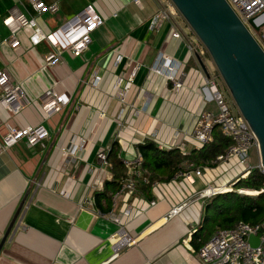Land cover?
Segmentation results:
<instances>
[{
  "label": "crops",
  "instance_id": "obj_1",
  "mask_svg": "<svg viewBox=\"0 0 264 264\" xmlns=\"http://www.w3.org/2000/svg\"><path fill=\"white\" fill-rule=\"evenodd\" d=\"M40 1L56 3L57 11L38 14L30 0H0V69L22 85L29 100L17 115L0 107V144L8 127L41 124L49 134L33 148L21 141L0 150V243L26 197L0 251V264H200L190 239L199 228L204 202L190 203L169 220L166 216L171 207L203 189L206 181L220 186L233 180L239 171L233 163L195 167L184 162L171 179L155 181L147 191L121 193L115 201L113 193L107 213L98 211L93 200L94 192L112 179L111 167H102L96 157L112 143H117L120 159L133 157L136 145L144 141L183 155L201 149L193 138L198 113L204 100L207 108L213 106L197 55L187 48L186 34L193 30L179 12L150 27L165 0ZM88 4L104 21L92 32L81 57L63 53L54 66L44 67L50 47L46 43L32 47L28 27L16 33L19 46H9L5 18L24 13L42 28L53 29ZM173 24L181 38L169 36ZM160 53L175 65V77L182 83L179 90L150 72ZM202 62L207 71L214 70L208 59ZM134 63L140 67L120 102L118 93ZM94 73L101 78L97 87L89 82ZM48 89L66 93L70 101L45 117L39 104ZM80 139L85 145L70 162V155L62 151L73 150ZM196 169L202 176L193 173ZM110 216L120 220L119 226L135 242L117 254L110 237L120 227Z\"/></svg>",
  "mask_w": 264,
  "mask_h": 264
},
{
  "label": "built area",
  "instance_id": "obj_2",
  "mask_svg": "<svg viewBox=\"0 0 264 264\" xmlns=\"http://www.w3.org/2000/svg\"><path fill=\"white\" fill-rule=\"evenodd\" d=\"M134 1L138 2V0ZM30 2L34 12L38 14L41 12L55 13L58 9L56 3L45 4L40 0H30ZM226 2L254 37L256 43L264 53V24H262L264 22V0H226ZM176 12L178 11L171 0L161 2L160 8H158V11L150 22V27H155L161 21L176 14ZM103 21L104 19L94 10L92 4L86 5L72 18L53 29L42 28L35 17H28L24 13H19L15 17H7L3 20L10 31L8 44L11 48L14 49L19 46V39L16 33L25 27L31 29L28 39L32 47L42 43L49 45L50 50L44 57V67L47 68L54 66L60 60L63 53H70L76 58L81 57L88 49L92 32ZM251 22L259 27L256 29ZM186 35L188 50L197 55L201 60H206V54L208 53L197 35L195 33H187ZM169 36L181 38L182 35L173 24L169 31ZM120 60L121 57L118 58L117 62ZM166 60H168L166 56L160 53L149 70L163 77L166 82L172 83L173 90H179L182 88V83L175 77L176 67ZM139 67L140 65L137 63L131 65L125 88L118 93L120 102H123L126 92L132 86ZM204 80L213 110H209L206 107L207 102L205 100L202 102L193 138L200 145V148H202L212 141L213 129L214 127H218L222 135L232 141V145L224 154L219 155L215 162L220 167H226L227 164L231 165L233 163V168H237L239 171L236 177L225 185L217 186L206 181L203 189L194 193L181 204L171 207L166 216L167 220L178 216L186 206L194 201L204 202L215 195L232 191L234 183L239 179L246 178L253 169H258L264 176L261 163L259 162L258 166L254 167L250 162L252 150H256L259 155L258 141L246 120L239 113L230 94H228L220 74L216 70L212 72L208 71V77L204 75ZM100 81L101 78L94 73L89 82L93 87H97ZM43 96L44 101L39 104V109L45 117H48L51 113L60 112L70 101L66 93L58 92L54 89L46 90ZM28 103L29 100L22 85L12 82L3 69H0V107L13 115H17ZM101 115L104 116L103 114ZM48 137L47 130L41 124L23 129L8 127L6 134L1 140L0 150L6 151L21 141H24L28 147L33 148L37 145H42ZM84 145L85 140L80 139L73 150H63L62 152L65 155H70V162H74L78 158L77 153L83 149ZM108 150L101 149L96 155L100 165L105 168L110 167L107 161ZM121 162L126 169V175L120 180V187L114 193L112 197L113 201L121 193L131 195L142 186L152 185L147 172L143 169V158L138 151L133 157H124L121 159ZM193 173L196 176H202L201 169H196ZM187 178L193 181L192 175H187ZM242 191L238 190V193L244 194ZM253 193L254 195L252 196L264 193V187L259 192L253 191ZM149 205L153 206L154 202L151 201ZM110 219L116 225H120V220L117 217L110 216ZM250 237L257 239V246H252L249 242ZM110 243L114 254H117L121 249L132 246L135 242L126 229L120 227L117 233L110 237ZM186 246L191 249L188 244ZM198 256L200 264H264V221L257 225L239 222L232 229L216 230L210 241L199 250Z\"/></svg>",
  "mask_w": 264,
  "mask_h": 264
},
{
  "label": "water",
  "instance_id": "obj_3",
  "mask_svg": "<svg viewBox=\"0 0 264 264\" xmlns=\"http://www.w3.org/2000/svg\"><path fill=\"white\" fill-rule=\"evenodd\" d=\"M171 2L200 39L239 113L254 133L264 170V53L226 0ZM253 26L256 29L259 27ZM196 57L208 77L202 60ZM25 198L3 236L0 251L24 206ZM249 242L252 246L258 244L253 237Z\"/></svg>",
  "mask_w": 264,
  "mask_h": 264
},
{
  "label": "trees",
  "instance_id": "obj_4",
  "mask_svg": "<svg viewBox=\"0 0 264 264\" xmlns=\"http://www.w3.org/2000/svg\"><path fill=\"white\" fill-rule=\"evenodd\" d=\"M206 58H208L207 54ZM231 145L232 141L223 136L218 127H214L212 141L186 155L181 154L178 149H160L151 141L137 144L136 149L143 158V169L147 172L150 183H153L171 179L184 162L195 167L214 166L216 158L224 154ZM107 161L111 167L112 179L104 183L102 191L93 194L95 207L101 213L111 210V197L119 189L120 180L126 175V169L118 156L117 143L111 144ZM263 187L264 176L258 169H253L246 178L234 183L232 191L205 200L199 228L194 231L190 239L194 251L199 252L218 229H232L239 222L250 225L261 224L264 221V193L252 196L237 191L259 192ZM149 188L150 185H145L140 187V190L147 191Z\"/></svg>",
  "mask_w": 264,
  "mask_h": 264
},
{
  "label": "rangeland",
  "instance_id": "obj_5",
  "mask_svg": "<svg viewBox=\"0 0 264 264\" xmlns=\"http://www.w3.org/2000/svg\"><path fill=\"white\" fill-rule=\"evenodd\" d=\"M92 35V34H91ZM207 59L210 61V63L213 65V67H214V70H216V68H215V66H214V64H213V61H212V59H211V57L209 56V54H207ZM217 71V70H216ZM226 90H227V88H226ZM227 92H228V94H229V91L227 90ZM209 109V108H208ZM210 110V109H209ZM213 110V109H212ZM256 150H252V153H251V156H250V162H251V164L255 167V166H258V164H259V162H260V157H259V155H257L256 154V152H255ZM249 191V190H248ZM238 192V191H237ZM257 192V191H256ZM244 194H246V195H254L253 193H247L246 191L245 192H243Z\"/></svg>",
  "mask_w": 264,
  "mask_h": 264
},
{
  "label": "bare ground",
  "instance_id": "obj_6",
  "mask_svg": "<svg viewBox=\"0 0 264 264\" xmlns=\"http://www.w3.org/2000/svg\"><path fill=\"white\" fill-rule=\"evenodd\" d=\"M247 191V193H253V191L243 190L242 192ZM254 194V193H253Z\"/></svg>",
  "mask_w": 264,
  "mask_h": 264
}]
</instances>
